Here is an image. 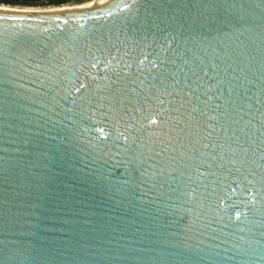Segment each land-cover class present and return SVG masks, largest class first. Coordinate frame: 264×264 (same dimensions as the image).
Listing matches in <instances>:
<instances>
[{
	"label": "water",
	"instance_id": "95a60500",
	"mask_svg": "<svg viewBox=\"0 0 264 264\" xmlns=\"http://www.w3.org/2000/svg\"><path fill=\"white\" fill-rule=\"evenodd\" d=\"M48 6L0 4V264H264V0Z\"/></svg>",
	"mask_w": 264,
	"mask_h": 264
},
{
	"label": "trees",
	"instance_id": "16d2710c",
	"mask_svg": "<svg viewBox=\"0 0 264 264\" xmlns=\"http://www.w3.org/2000/svg\"><path fill=\"white\" fill-rule=\"evenodd\" d=\"M71 1L72 0H0V4H8L14 6H48L62 5Z\"/></svg>",
	"mask_w": 264,
	"mask_h": 264
},
{
	"label": "snow or ice",
	"instance_id": "6c2138e0",
	"mask_svg": "<svg viewBox=\"0 0 264 264\" xmlns=\"http://www.w3.org/2000/svg\"><path fill=\"white\" fill-rule=\"evenodd\" d=\"M167 94H168V93H166V92H159V96H163V95H167ZM104 99L106 100V99H108V97L105 96ZM161 102H162V101H160L159 98H157L158 107H157V109H156V112H155V113H152L151 115H149V116L147 117L149 123L152 124V125H156V124H157V120H158V118H159L161 115H163L162 113H160V110H159V104H160ZM109 110L111 111V110H113V109L110 108ZM116 112H117V114L119 113L118 111H116ZM125 139H127V137H125Z\"/></svg>",
	"mask_w": 264,
	"mask_h": 264
},
{
	"label": "bare ground",
	"instance_id": "6f19581e",
	"mask_svg": "<svg viewBox=\"0 0 264 264\" xmlns=\"http://www.w3.org/2000/svg\"><path fill=\"white\" fill-rule=\"evenodd\" d=\"M42 7V6H41ZM46 7H50V6H46Z\"/></svg>",
	"mask_w": 264,
	"mask_h": 264
}]
</instances>
